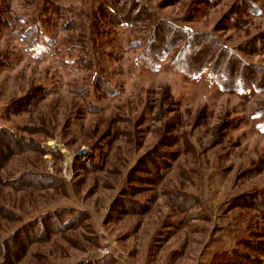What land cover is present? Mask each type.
Instances as JSON below:
<instances>
[{
  "label": "rangeland",
  "instance_id": "374dc122",
  "mask_svg": "<svg viewBox=\"0 0 264 264\" xmlns=\"http://www.w3.org/2000/svg\"><path fill=\"white\" fill-rule=\"evenodd\" d=\"M140 1L148 17L128 25L110 9L133 18L132 1L0 0V130L38 148L10 157L0 177L62 180L0 184L19 216L0 217V238L63 209L79 223L48 238L40 225L26 238L45 237L18 264H214L236 250L264 264V0ZM162 20L217 38L249 79L227 90L209 63L194 74L177 51L149 57ZM35 90L30 111H7Z\"/></svg>",
  "mask_w": 264,
  "mask_h": 264
},
{
  "label": "trees",
  "instance_id": "16d2710c",
  "mask_svg": "<svg viewBox=\"0 0 264 264\" xmlns=\"http://www.w3.org/2000/svg\"><path fill=\"white\" fill-rule=\"evenodd\" d=\"M112 1L116 4H123L125 1H132L133 3L131 6H135V13H137L134 17L132 16L133 13L131 12L129 16L133 18H128V16L114 13L115 10L112 6L110 11L117 16L116 18H113V22L116 24L136 25L148 17L145 5L140 0ZM174 51H177L175 63L185 66L188 72H193L196 74L203 70L205 63H209L211 66V75L213 79L217 81L221 87L227 90H237L244 82L249 79L247 78L248 76L242 72L245 68L244 63L241 61L240 63L235 62V59H237L235 54L221 45V42L214 36L208 34L203 35L189 33L178 28L172 23L164 20L159 21L153 29L149 40L147 41L146 52H148L149 57L154 58V56H157L159 60H162L164 57H166L165 52ZM202 51H205V55H203L204 57L201 58L202 55L199 54H201ZM151 60L155 63L154 59ZM237 60L239 61V59ZM103 85L104 90L111 89L109 85ZM39 95L40 90H35V92L32 94L16 100L13 105L11 104L8 106L7 111L14 114L28 112ZM17 137V135L8 129L3 128L0 130V170L6 165L8 159L13 155H18L20 153L22 154L27 151L38 149L34 141L23 137ZM167 143L168 142H165L164 145H168ZM160 152L161 150L159 148L155 152L150 151L141 157L137 163L136 169L143 170H137V172H147L144 169H146L149 163H152V160L157 159V155H159ZM152 172L157 173L156 170L154 171V168ZM148 173H151V170H149ZM0 184L3 187H9L14 191H26L28 189L36 190L60 188L62 187V180L57 176L48 173H35L32 171H26L20 176L13 177L12 179L4 180V178L0 177ZM125 206L128 208L130 205L126 204ZM130 211L132 213L133 210L130 209ZM67 213L68 210H53L41 218H36L21 225L6 238H0V264H18L19 260L25 256L27 249L32 243L38 242L45 236L46 238L51 237V233L63 234L65 230L74 227L77 223H79L78 221L76 223H72L69 220L68 222H63V218L67 216ZM11 214L16 220H19V216L15 212L0 203V217L7 218L9 217L8 215ZM44 223L47 224L45 225V227L47 226V230H45V236H41V234H37L35 236V234H33L34 236H32L30 240H27L26 236L31 234L36 228H39V226L43 225ZM48 223L53 224L49 225ZM50 227H52V230ZM238 258H240V260H237ZM251 263L257 264L253 258L245 256V253L239 250L225 253L223 255H217L214 262V264ZM90 264L103 263L90 262Z\"/></svg>",
  "mask_w": 264,
  "mask_h": 264
},
{
  "label": "water",
  "instance_id": "95a60500",
  "mask_svg": "<svg viewBox=\"0 0 264 264\" xmlns=\"http://www.w3.org/2000/svg\"><path fill=\"white\" fill-rule=\"evenodd\" d=\"M84 153H86V151H85V150H84V151H82V152L80 153V155H81V154H84Z\"/></svg>",
  "mask_w": 264,
  "mask_h": 264
}]
</instances>
